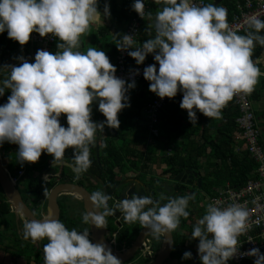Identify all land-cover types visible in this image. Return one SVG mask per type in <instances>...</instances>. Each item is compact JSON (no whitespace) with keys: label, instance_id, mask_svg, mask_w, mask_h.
<instances>
[{"label":"clouds","instance_id":"9594fccd","mask_svg":"<svg viewBox=\"0 0 264 264\" xmlns=\"http://www.w3.org/2000/svg\"><path fill=\"white\" fill-rule=\"evenodd\" d=\"M153 2L163 7L148 29L152 38L138 45L132 35L123 34L116 41L117 49L127 51L138 65L154 54L158 71L155 64L143 71L144 79L150 82L149 91L161 99H172L182 92L180 108L187 111L192 124L197 123V111L221 119L222 109L237 95H250L264 75L252 60L256 44L264 47V35L260 34L264 20L248 18L251 30L239 35L230 27L224 7L198 6L192 0ZM131 7L142 19L145 15L152 19V13H145L144 0H134ZM103 15L110 17L108 3ZM100 17L98 0H0V33L7 31L8 38L21 46L29 42L33 32L42 38L52 34L59 40L55 54L38 50L34 63L21 56L16 57L19 66H0V96L5 90L11 92L7 103L0 106V145H18L16 156L21 166L37 163L46 152L53 157L55 167L64 162L65 151L72 149L73 171L79 178L91 166V147L98 133H103L105 126L120 127L118 114L130 107L127 93L135 88V81L118 78L104 51L93 47L86 53L79 50L81 36ZM94 102H98L105 121H92ZM62 115H66L67 127L60 123ZM89 199L92 208L83 215V222L106 228V218L114 214L108 206L111 197L94 191ZM164 199L167 203L161 206L150 196L126 195L115 208L125 223H139L160 239L174 232L181 218L189 217L187 208L195 196ZM248 217V210L239 204L223 208L215 203L207 205L191 233V239L199 241L202 264H227L237 255ZM22 235L33 244L47 239L44 264H122L106 244L89 239L88 229L69 230L50 214L42 220L24 219ZM247 255L256 257L254 264L264 261L258 249ZM191 258V252L183 253L182 259Z\"/></svg>","mask_w":264,"mask_h":264},{"label":"trees","instance_id":"16d2710c","mask_svg":"<svg viewBox=\"0 0 264 264\" xmlns=\"http://www.w3.org/2000/svg\"><path fill=\"white\" fill-rule=\"evenodd\" d=\"M132 1V2H129ZM216 0H205L207 4H214ZM147 11L157 10L160 5H157L153 0H146ZM134 0H128L120 4V7L115 5L110 10V16L112 17L111 26L114 29V33L110 35V40L106 39L108 34V29L99 27L97 33L103 37L102 44L97 50H102L109 57L110 63L115 64V56L117 53L116 41L119 37L123 35L125 25L133 18L135 11L132 10V4ZM243 0H222L217 6L224 7L227 9V20H231L233 14L237 12V6L242 5ZM155 14H152V19H149L146 15L145 18L154 22ZM144 19H141L139 26L138 37L136 38V43L142 45L144 41L149 38L148 30L142 32L144 28ZM261 20H264L261 19ZM124 24V25H123ZM149 29V28H147ZM251 29H244L239 35L246 34V31ZM264 35V31L260 33ZM4 38L0 34V66L6 65L8 62H13L16 59L15 52L19 49V43L17 41L11 40L7 36V31L4 34ZM154 31L152 36H154ZM57 43H59L58 38H56L55 43L52 46L53 51H57ZM24 52H27L28 43L23 45ZM134 50V49H130ZM86 53V51H85ZM264 53V47L256 44L252 60L256 61L261 54ZM154 60V54H148L144 62H149ZM128 62H136L132 57L128 56ZM3 75L0 74V79ZM149 81L145 80L142 84L136 85L135 88L130 89L127 93L129 96L130 107H126L118 114V119L120 121L119 129L122 131V138H129L127 143H123L121 146L122 153L120 157H117V168H133V169H146L147 164H160L163 163L167 169V173H173L176 167L188 168L195 170L199 173L202 169L199 165V159H206L210 167H212L211 174H206L201 176V189H204L208 194H212L214 189L212 185L223 186L225 182L233 186H238L243 184L246 180L252 177L255 170L256 164L248 156L247 153H243L241 156L234 154L233 152V142H234V132L236 131L234 120L237 116V112L233 105H226L222 109L221 119H211L205 117L199 111L196 112L197 123L192 124L188 119V114L186 110L180 108V103L183 98L182 92L177 93V95L169 99L162 109L157 114V122L149 129L147 126L143 125L146 119L144 113L142 112V107L150 100L149 96ZM3 85L0 84V87ZM11 95L10 90H5L3 96H0V102H7L8 97ZM249 99L254 101L257 93H251ZM94 110H98V102H94L91 106ZM98 118L106 120L102 113L99 112ZM117 130L120 133V130ZM213 132V136L210 134ZM142 140H147L154 142L155 144H162L164 146V154L162 156H156L155 151L150 153L148 150V145L141 142ZM152 144V143H151ZM170 148L172 153L169 157L165 158V150ZM207 179V182H204ZM214 179L215 184H211L210 180ZM35 187L33 182L30 184V188ZM52 187V184L48 183L45 190ZM188 211V210H187ZM8 212V207L5 202L0 201V214H5ZM190 216V215H189ZM187 219L181 218L180 225H186ZM188 231L192 233L193 226L190 224L186 226ZM126 237V233H121V239ZM198 241V239H196ZM199 242V241H198ZM183 240L180 239V244H183Z\"/></svg>","mask_w":264,"mask_h":264},{"label":"built area","instance_id":"2783aa9c","mask_svg":"<svg viewBox=\"0 0 264 264\" xmlns=\"http://www.w3.org/2000/svg\"><path fill=\"white\" fill-rule=\"evenodd\" d=\"M198 6L206 5L205 0H192ZM145 13L147 11L146 0ZM146 16V15H145ZM256 16L259 19L264 18V0H243L242 5L237 6V12L233 14L231 20L228 22L230 27L238 33L248 28V18ZM142 18L135 12L133 18L125 25L123 34L133 36L136 41L139 33L140 20ZM57 37L48 34L46 37H40L38 33L33 32L30 35L28 42L30 47V56L28 61L34 63V58L38 50H45L55 54L52 50ZM127 51L117 50L115 56V64L117 71L115 75L118 78L124 79L127 83L135 81V85H140L144 81V68L155 64L157 71L159 69L158 63L153 60L137 64L136 62H128ZM139 74H136V71ZM149 101L142 107L146 119L143 125L149 129L157 122V114L162 109L164 104L169 100L165 97L159 98L156 94L149 97ZM233 107L237 112L234 120L236 133V140H241L245 152L256 164L252 177L246 180L243 184L233 186L226 182L223 186L214 189L213 193L208 195V203H215L217 206L223 208L230 204H239L245 207L249 212L248 229L239 237V250L237 255L230 259V264H254L256 257L247 255L253 249H258L261 255H264V146L260 141V126L258 124L256 114L257 110L248 95H237L231 101ZM240 147H235V152L239 153ZM172 151L170 148L166 149V156L169 157ZM6 175L10 183L14 186L24 176V169L17 170L14 176H11L7 171ZM11 210L17 212L21 220L24 221V216L21 211L15 206L10 207ZM109 242L115 245V233L109 234ZM198 251V247L196 248ZM139 255L153 259L154 253L152 250L149 238H146L139 247ZM189 264H195L190 262ZM264 264V261H261Z\"/></svg>","mask_w":264,"mask_h":264},{"label":"flooded vegetation","instance_id":"af4514ba","mask_svg":"<svg viewBox=\"0 0 264 264\" xmlns=\"http://www.w3.org/2000/svg\"><path fill=\"white\" fill-rule=\"evenodd\" d=\"M4 33H0L4 38ZM17 62V60L13 62H8L7 65H13ZM3 103V102H0ZM99 112L92 108L91 119L93 122H103L105 120H101L98 118ZM60 123L62 126L67 127V118L66 115H62L60 118ZM119 129V128H118ZM118 129H112L105 126L103 133H98L97 141L94 146L91 147L90 159L92 161L90 168L79 175L77 178L76 173L73 171V150L67 149L65 151V160L63 163L67 165H61L54 168L56 174H60L59 180H48L50 175H42L40 177L32 176L31 171L33 169L25 167L24 168V176L27 179H31L35 187L30 188V184L28 185V192L33 195L34 200L37 201V204L43 205L47 204L46 195L47 192L53 188L56 184H62L64 182H68L69 186H72L73 190L76 189L80 192V195L72 192L67 195H61L57 199V203L60 209V217L59 220L67 226L69 229L71 224L81 222V230L88 229L89 230V239L93 236H99V234L103 233L109 241L108 233L115 232L116 228L113 225V221L111 218L107 217V225L106 228L97 229L95 226L89 224H85L83 222V215L87 212V206H90V210L92 208V203L89 199L90 195L94 191H102L105 195L111 197L108 200V206L110 208L116 209L115 205L127 195L128 198H131L133 194L140 196H150L154 201H159L160 205L167 203L166 197H178L189 195L190 190L195 187H189L183 180V171L188 168L176 167L175 172L167 173V169L165 166L161 165L153 172L149 171V165L146 169H133V168H117V157L121 155L122 150L121 146L123 143H127V138H122V131L120 133L117 132ZM106 145V147L104 146ZM18 147L12 148V150H16ZM1 153V152H0ZM45 157L47 160V164H51L53 157L48 155L46 152L42 153L41 158ZM2 163V162H1ZM15 165H19L20 162L18 160L13 161ZM3 165V164H2ZM151 165V164H150ZM4 167V166H3ZM17 169V168H16ZM26 169V171H25ZM5 173L8 172L7 168L4 167ZM195 172V170H192ZM16 172V171H15ZM9 173V172H8ZM178 178V180H175ZM48 183L52 184V187L48 190H45V187ZM40 184V185H38ZM16 188V185H14ZM1 192V191H0ZM22 201L27 204L25 197L21 193H19ZM0 201L4 202V198L2 193L0 195ZM102 210V209H101ZM115 212V211H114ZM120 215V212L117 210V216ZM71 219L70 221L67 219ZM72 219H76V221H72ZM143 229L139 223H137L136 227H134L133 231L138 234L140 230ZM181 229V225L179 224L178 228L175 232H179ZM172 232V240H173V249L171 250L168 258L164 261L163 264H172V257L181 252H184L177 247L184 246L180 244V239L178 236ZM111 234V233H110ZM151 235V234H150ZM149 235V236H150ZM148 236V237H149ZM152 236V235H151ZM147 237V238H148ZM153 237V236H152ZM154 238V237H153ZM162 239V237H161ZM116 243H117V239ZM161 240L160 244L162 243ZM151 242V241H150ZM115 249H117L116 244L113 245ZM161 246V245H160ZM152 250L154 253V257L156 255V250L152 245ZM139 255V253H138ZM199 259V258H198ZM200 260V259H199ZM201 261V260H200ZM202 262V261H201Z\"/></svg>","mask_w":264,"mask_h":264},{"label":"water","instance_id":"95a60500","mask_svg":"<svg viewBox=\"0 0 264 264\" xmlns=\"http://www.w3.org/2000/svg\"><path fill=\"white\" fill-rule=\"evenodd\" d=\"M222 0H216L214 2V5H218ZM16 57H24V48L19 44V49L15 52ZM20 61L18 60L14 66H19ZM5 104V102L0 103V106ZM8 151L4 152L5 157L11 161L17 160V152L18 149L12 150V148L18 147L16 144H11L8 142L3 143ZM2 144V145H3ZM25 167L33 169L31 171L32 176L40 177L42 175H50L48 177V180H59L60 174H56L54 168L61 165H67L66 163H62L57 166H53V164H47V160L45 157H40L39 161L34 164L30 163H24ZM68 166V165H67ZM183 180L182 182L185 183L189 187H195L197 189L201 188V176L197 172H193L191 169H186L183 171ZM175 180H178L176 178ZM40 185V184H38ZM0 191L2 193V196L4 200L7 202V204L11 206H15L18 210H20L23 213L24 219H35V220H42L47 215H52L55 218L59 220L60 217V209L57 203V199L62 194H70L72 192L82 196L80 192L76 189L73 190L72 186L68 185V182H64L62 184H56L53 188H51L47 194H46V200H47V208L42 209V214H39V216H36L35 213L28 207L27 204H25L20 195L18 190L13 186L4 170V167L1 163V156H0ZM194 194V189L192 188L190 190L189 195ZM11 209V208H10ZM87 211H90V206H87ZM114 214L108 216L112 219L113 225L116 228L115 233V239H117V249L114 248V246L107 241V238L104 235V232L99 234V236H93L91 238V241L93 243H104L106 244L111 250L113 255L117 256L122 261V264H163L164 261L168 258L171 250L173 249V240H172V234L167 235L166 237L162 236V244L158 251L156 252V255L153 259L148 257H143L138 255L139 253V247L141 243L150 235L148 232V229H141L138 234H136L135 231H133L134 227H136L137 223L135 224H127L124 222L121 214L117 216V209H114ZM44 214V215H43ZM72 221H76V219H72ZM81 222L79 223H73L70 226V230L75 228L78 232L81 231ZM67 227V226H66ZM125 232L126 237L121 239V233ZM108 235V234H107ZM177 249H180L184 252L188 251L192 253L191 261H193L195 264H202V262L198 259L197 253L187 246H180L177 247ZM140 261V262H139ZM139 262V263H138Z\"/></svg>","mask_w":264,"mask_h":264},{"label":"crops","instance_id":"0c3cea01","mask_svg":"<svg viewBox=\"0 0 264 264\" xmlns=\"http://www.w3.org/2000/svg\"><path fill=\"white\" fill-rule=\"evenodd\" d=\"M125 1H128V0H98V10L101 11V17H100V20L98 21L99 27H103L105 29H108L107 35H110V34L112 35L114 33V29L111 26V22H109V20H108L109 17L106 18L103 15L105 3H108L109 8L111 10L113 7H115V5L120 7V4H122ZM98 35L101 38H103L101 36V33ZM85 36L86 35L84 34L80 38L81 39V48L79 50L82 52L87 51V49H86L87 47L85 46V43H84ZM29 56H30V47L28 44L27 52L26 53L24 52V58L28 60ZM254 63L257 65V67L260 68V71L262 73H264V53L261 54L259 56V58L256 61H254ZM252 93H257L255 100L251 101V102L253 103L254 108L257 110L256 118H257L258 124L260 126V141L264 146V75H261L259 77L258 83L256 84L255 89ZM153 95H154V93H150L149 97H151ZM5 103H7V102H5ZM227 105L232 106V102L230 101ZM235 133H236V131L234 132L233 152H234V154L241 156L243 153H246V152L244 150L242 141L236 140ZM211 135L213 136V134H211ZM235 147H240L239 153L235 152ZM166 157L167 156H166V150H165V158ZM203 164L204 165L202 166V169L199 172L200 176H203L206 174H211V176H212L214 174V173H212L213 169H212V167L209 166L206 159H203ZM23 165H25V164H23ZM148 165H149V171H151V172H153L155 169H157L161 165L164 166L163 163L151 164V165L149 163V164H147V166ZM17 166H18V168L16 169V172H17V170L24 169L23 166H21V164H19ZM25 171H26V169H25ZM16 172H15V174H16ZM31 181H32L31 179L28 180L29 183H31ZM218 187H221V186H218ZM218 187H216V188H218ZM195 189H197V188H195ZM194 193H195V190H194ZM0 195H1V192H0ZM63 195H65V194H62V196ZM4 202H5V204H7V202L5 200H4ZM7 207H8V212L5 214H0V264H44L43 246L48 242L47 239L38 241L36 244H33L30 240H25L23 238V235H22L24 221L20 219L17 212L10 209L9 204H7ZM35 208H37L36 211L39 214H42V209L46 210L47 204L44 203L42 206L38 204V206ZM187 210H188L190 216H189V220H187L186 226H188L190 224L194 228L195 224L198 222V220L201 217L198 214L197 208L190 207L188 205ZM67 219L69 221L71 220L69 218H67ZM69 230H70V228H69ZM110 233H113V232H110ZM114 233H116V231ZM178 234H179V237L185 241V239L183 238V235L180 234L179 232H178ZM110 237L111 236L109 235V238ZM186 239L188 242H187V244H184V246L189 247L188 244H191V247H189V248H192L197 253L198 258H199L198 251L196 250L199 242L196 239L195 240L191 239V233L189 231L187 233ZM114 244H116V240H115ZM39 256L42 259H40ZM190 262H191V259H189V263Z\"/></svg>","mask_w":264,"mask_h":264},{"label":"rangeland","instance_id":"374dc122","mask_svg":"<svg viewBox=\"0 0 264 264\" xmlns=\"http://www.w3.org/2000/svg\"><path fill=\"white\" fill-rule=\"evenodd\" d=\"M129 2H132V1H129ZM146 7L148 8L147 2H146ZM162 7H163V5H160V7L157 10H150V13L154 14L158 10L162 9ZM112 17L113 16H110L109 18L107 17L109 22L112 21ZM153 23L154 22H152L151 20L145 18L144 28L141 31L142 32L147 31L148 30L147 28H149L150 25H152ZM98 27H99V23L97 22V23L93 24L91 26L90 30L85 34L86 36L84 39L85 40L84 43H85V46L87 47L86 49H88L90 47L98 48L102 44V42H101L102 38L97 33ZM110 35L105 36L107 40H110V38H111ZM1 43H2V40L0 41V45H1ZM210 134H213V132H210ZM127 136L128 135L126 134L125 138H127ZM127 140H129V138H127ZM141 142L146 143V145H148V150L150 153H153V151L156 149L157 150V151H155L156 156H162L164 154V146L162 144H158V143L155 144L154 142H151L152 143L151 144L150 141H147V140L146 141L142 140ZM5 147L6 146L4 144L0 145L1 162H2L3 166L7 168L9 174L11 176H14L16 168H18V166L13 163V160L9 161L5 157L4 152L8 151ZM198 162H199L200 167H202L204 165L203 159H201V160L199 159ZM28 176L22 177L17 182L16 189L18 190L19 193H21L23 195V197H25L28 207L30 209H32V211L35 213L36 216H38L39 213L36 211L37 208H35L38 206L37 201H35L33 198L34 196L28 192V185H29V182L27 179ZM204 182H207V179H204ZM210 182H211V184H215L214 179H211ZM216 187H217V185H212L211 188L214 189ZM208 193L209 192H205L204 189H195V193L193 194L195 196V199L189 201V206L197 208L198 214L201 218L203 217V215L206 212V207H207V203H208L207 197L209 195ZM179 233L183 235V238L185 239L186 242L182 238L179 237L178 232L177 233L175 232L174 234L176 235V237L178 236V238H180L181 240H183V242H185V243H183V245L187 244L188 241H187L186 237H187L188 230H187L186 225H182ZM109 234H110V232L108 233V237H109ZM148 238L151 241V246L153 245L155 250L158 251V249L160 248V245H161L160 242L162 239L161 238L160 239L153 238L151 235ZM188 246L191 247V244H188ZM183 253L184 252H181V254L173 256L171 261H169V262H172V264H188L189 259H182ZM39 258H40V256H39ZM40 259H42V258H40ZM139 264H141V263H139ZM227 264H230V262L228 261Z\"/></svg>","mask_w":264,"mask_h":264}]
</instances>
